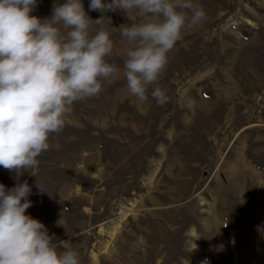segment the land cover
Returning <instances> with one entry per match:
<instances>
[{"label":"rangeland","instance_id":"1","mask_svg":"<svg viewBox=\"0 0 264 264\" xmlns=\"http://www.w3.org/2000/svg\"><path fill=\"white\" fill-rule=\"evenodd\" d=\"M65 2L37 0L31 15ZM81 3L111 17L106 60L121 75L74 103L34 175L0 167V184L27 181L26 214L81 264H264V0H194L206 19L168 54L164 106L138 102L122 75L121 26L143 18Z\"/></svg>","mask_w":264,"mask_h":264},{"label":"clouds","instance_id":"2","mask_svg":"<svg viewBox=\"0 0 264 264\" xmlns=\"http://www.w3.org/2000/svg\"><path fill=\"white\" fill-rule=\"evenodd\" d=\"M37 0H0V167L17 177L32 173L60 133L75 102L96 97L121 70L107 62L114 48L105 22L91 19L81 0L54 4L52 16L31 15ZM89 10H136L143 21L123 27L129 47L123 77L141 104L169 102L159 86L168 54L183 33L200 25L206 12L194 0H90ZM93 26L95 30L93 31ZM37 194L48 193L36 181ZM27 181L7 189L0 184V264H81L67 242H54L46 226L26 214L32 206ZM201 264H208L207 260Z\"/></svg>","mask_w":264,"mask_h":264}]
</instances>
